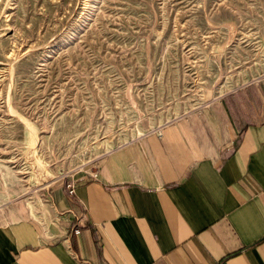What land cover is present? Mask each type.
<instances>
[{
  "label": "rangeland",
  "instance_id": "374dc122",
  "mask_svg": "<svg viewBox=\"0 0 264 264\" xmlns=\"http://www.w3.org/2000/svg\"><path fill=\"white\" fill-rule=\"evenodd\" d=\"M263 80L264 0H0V225H44L52 183Z\"/></svg>",
  "mask_w": 264,
  "mask_h": 264
},
{
  "label": "crops",
  "instance_id": "0c3cea01",
  "mask_svg": "<svg viewBox=\"0 0 264 264\" xmlns=\"http://www.w3.org/2000/svg\"><path fill=\"white\" fill-rule=\"evenodd\" d=\"M48 194L46 225H0V264H264V80L118 145Z\"/></svg>",
  "mask_w": 264,
  "mask_h": 264
},
{
  "label": "built area",
  "instance_id": "2783aa9c",
  "mask_svg": "<svg viewBox=\"0 0 264 264\" xmlns=\"http://www.w3.org/2000/svg\"><path fill=\"white\" fill-rule=\"evenodd\" d=\"M74 187H75V184H74L72 181H70V182L67 184V188H68V190H69L70 193H73V191H74ZM75 231L78 232L77 230H75Z\"/></svg>",
  "mask_w": 264,
  "mask_h": 264
}]
</instances>
